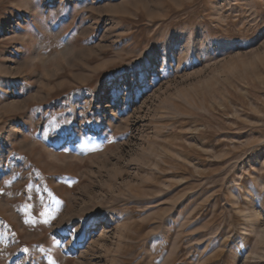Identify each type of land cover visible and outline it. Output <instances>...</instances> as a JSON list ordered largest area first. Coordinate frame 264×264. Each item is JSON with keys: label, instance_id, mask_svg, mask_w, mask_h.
Returning a JSON list of instances; mask_svg holds the SVG:
<instances>
[{"label": "rangeland", "instance_id": "obj_1", "mask_svg": "<svg viewBox=\"0 0 264 264\" xmlns=\"http://www.w3.org/2000/svg\"><path fill=\"white\" fill-rule=\"evenodd\" d=\"M0 264H264V0H0Z\"/></svg>", "mask_w": 264, "mask_h": 264}]
</instances>
